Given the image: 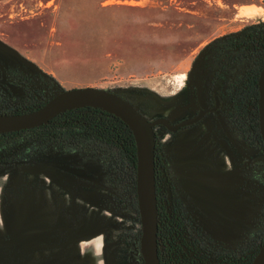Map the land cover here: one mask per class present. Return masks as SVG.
I'll list each match as a JSON object with an SVG mask.
<instances>
[{
    "label": "rangeland",
    "instance_id": "rangeland-1",
    "mask_svg": "<svg viewBox=\"0 0 264 264\" xmlns=\"http://www.w3.org/2000/svg\"><path fill=\"white\" fill-rule=\"evenodd\" d=\"M261 28L264 0H0V87L4 71L46 73L64 90L105 88L173 123L212 107L223 87L219 110L177 132L159 126L158 142L186 215L237 260L251 258L264 238V147L252 130L256 96L236 89L263 68ZM98 150L49 145L28 162L0 161V264H144L132 177L118 154Z\"/></svg>",
    "mask_w": 264,
    "mask_h": 264
},
{
    "label": "water",
    "instance_id": "water-1",
    "mask_svg": "<svg viewBox=\"0 0 264 264\" xmlns=\"http://www.w3.org/2000/svg\"><path fill=\"white\" fill-rule=\"evenodd\" d=\"M259 126L264 145V65L259 79ZM17 92V88L13 87ZM94 107L103 109L124 121L133 132L137 148V201L141 218L142 236L140 242L144 264H162L159 255V206L157 192V126H164L170 132L198 123L208 110L200 108L197 115L173 123L168 117L150 119L130 100L111 90L86 86L66 89L54 96L43 106L22 113H0V134L35 128L49 123L57 115L68 110ZM200 141L195 150L200 146ZM64 171L82 179L97 182L98 177L89 173L86 167L60 164ZM250 264H264V243Z\"/></svg>",
    "mask_w": 264,
    "mask_h": 264
},
{
    "label": "trees",
    "instance_id": "trees-1",
    "mask_svg": "<svg viewBox=\"0 0 264 264\" xmlns=\"http://www.w3.org/2000/svg\"><path fill=\"white\" fill-rule=\"evenodd\" d=\"M255 40L257 48H261L264 51V29L261 28L256 34ZM242 39L245 41L244 37ZM247 41V40H246ZM259 72L254 77L246 79V81H240V86L237 87V94L240 97L245 96V99L251 96H256L257 105L255 110V116L253 117L252 130L256 135L261 146L264 147L262 136L259 126ZM246 87V89H244ZM8 98L0 99V113H22L35 109L32 108H6ZM49 145H56L58 147L64 145L89 147L93 145L97 148L106 149L113 154H118L122 159V173L130 174L131 186L135 191L136 207L138 209L137 201V148L133 132L129 126L122 121L119 117L103 110L94 107H83L73 110H68L64 113L57 115L49 123L44 125L25 129L20 131L6 132L0 134V161L5 162H28L31 161L30 157H33L36 153L41 152L43 148ZM99 149V150H100ZM98 150V151H99ZM97 151V152H98ZM104 152V151H103ZM156 162L158 165H163L165 162L164 154L160 143L156 146ZM159 204V203H158ZM139 210V209H138ZM161 218L159 215V245H161ZM181 223H174L171 227L175 230L177 227H181ZM166 236V235H165ZM264 243V238L260 242V245L256 249L254 255L248 258L250 263L254 256L259 251L260 247ZM161 248L159 255L162 264H179V261L165 259L163 257ZM228 264H240L235 255H227ZM239 259V258H238Z\"/></svg>",
    "mask_w": 264,
    "mask_h": 264
},
{
    "label": "built area",
    "instance_id": "built-area-1",
    "mask_svg": "<svg viewBox=\"0 0 264 264\" xmlns=\"http://www.w3.org/2000/svg\"><path fill=\"white\" fill-rule=\"evenodd\" d=\"M40 76L43 79V89L33 90L32 85L34 81H41ZM7 86L9 100L6 108L37 109L64 91L55 78L46 73H43V75H29L26 73L9 75ZM13 87L19 89L20 94L16 93ZM182 226L177 227L171 234L172 240L179 249V255L177 253L175 255L180 260H178L179 264H228L229 249L215 242H213V246H209L207 243L203 244L200 241L196 242L191 230L193 224ZM238 261L240 264H250L246 253L240 255Z\"/></svg>",
    "mask_w": 264,
    "mask_h": 264
},
{
    "label": "flooded vegetation",
    "instance_id": "flooded-vegetation-1",
    "mask_svg": "<svg viewBox=\"0 0 264 264\" xmlns=\"http://www.w3.org/2000/svg\"><path fill=\"white\" fill-rule=\"evenodd\" d=\"M9 75H12V74H6V72L4 71L3 75H1V78L3 80L7 81ZM232 84L230 85V87H232ZM6 87H7V84L5 85V87H0V89L3 92V96L2 97L9 99V95H7L8 88H6ZM222 89H223V87H222ZM222 89L213 90V97L214 98H213V103L211 105L212 107L207 109L208 112H207L206 115H208L210 112H214L215 110H219L221 108V106H222V97H221L220 93H221ZM244 89H246V87H244ZM20 92L21 91L19 89H17L16 93L20 94ZM224 94L226 95L225 92H224ZM242 98L245 101V96H243ZM239 104H242V103H239ZM200 108L195 113V115H197V113L199 112ZM238 110H240L239 112L242 115H245V111H243L244 109H242V108L240 109L239 108ZM255 110L256 109H254V111ZM240 118H241V116H240ZM242 118L245 119L246 115L242 116ZM242 122H243V120H242ZM196 124L197 123H195L194 125H196ZM158 127L159 126L156 127V132H157V128ZM162 127H164V126H162ZM157 143H158V135H157ZM156 164H157V162H156ZM77 166H80V165H77ZM88 172L91 173L89 170H88ZM156 178H157V192H158V203H159L158 206H159V215H160V218H161V222L160 223H161V234H162V236H161V245L162 246L159 245V250L161 248V252L164 253V254L162 253L163 257L165 259L170 258L171 260H174V261L179 260V259H177L175 257L176 253L179 255V249H177V246H176L175 242L172 240L173 237H171V234L174 231L173 227H171V226L174 223H181L183 226L188 225V224L190 225L192 223L193 226H192L191 230L193 232V235L195 236L196 242L200 241L203 244L207 243V244H209V246L210 245L213 246L214 245L213 241L210 240L206 236L205 233H203V232H201L199 230V225L198 224H195L194 217L190 216L189 214L186 215V212L182 209L183 208V204L181 202H179L178 199H177V195H176V192L174 190L172 177H171V175H170V173L168 171V168L166 167L165 162H164L163 165H158L157 164V177ZM129 180L131 182V179H129ZM197 237H198V240H197ZM229 252H230L229 253L230 255H233L231 253L230 249H229Z\"/></svg>",
    "mask_w": 264,
    "mask_h": 264
},
{
    "label": "bare ground",
    "instance_id": "bare-ground-1",
    "mask_svg": "<svg viewBox=\"0 0 264 264\" xmlns=\"http://www.w3.org/2000/svg\"><path fill=\"white\" fill-rule=\"evenodd\" d=\"M260 8L259 7H253V6H243L241 8V12L244 15H255L259 12Z\"/></svg>",
    "mask_w": 264,
    "mask_h": 264
}]
</instances>
